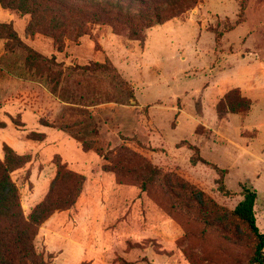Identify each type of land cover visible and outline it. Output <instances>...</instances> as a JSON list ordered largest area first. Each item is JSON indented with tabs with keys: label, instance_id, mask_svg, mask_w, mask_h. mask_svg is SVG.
<instances>
[{
	"label": "rangeland",
	"instance_id": "1",
	"mask_svg": "<svg viewBox=\"0 0 264 264\" xmlns=\"http://www.w3.org/2000/svg\"><path fill=\"white\" fill-rule=\"evenodd\" d=\"M96 4L106 3L0 5V24L9 27L0 26V160L24 217L46 198L59 207L37 228L38 258L43 264L246 262L253 236L229 212L242 199V185L252 187L264 232V161L238 151L234 161L218 142L249 136L252 146H264V94L254 115L224 124L202 105L209 126L194 116L201 113L199 89L222 69L220 76L241 84H264V0L126 1L123 20L112 15L109 22H93ZM142 11L170 18L141 29L142 41L130 39L128 27L137 25L128 14ZM227 92L214 105L219 117L235 100L225 99ZM184 142L223 170L232 196L218 191L214 169L190 165ZM57 158L61 171L76 177L59 175ZM152 167L159 173L152 176Z\"/></svg>",
	"mask_w": 264,
	"mask_h": 264
},
{
	"label": "trees",
	"instance_id": "2",
	"mask_svg": "<svg viewBox=\"0 0 264 264\" xmlns=\"http://www.w3.org/2000/svg\"><path fill=\"white\" fill-rule=\"evenodd\" d=\"M28 0H0V5L5 8H19L25 5ZM106 4H96L94 10L90 13L93 22L106 20L111 21L112 15H115V20L119 17L123 20V8H126L125 2L133 4L134 1L140 0H104ZM155 4V0H151ZM158 8V6H154ZM153 8V9H154ZM26 10L33 12L36 8H27ZM83 13V11L80 10ZM130 15V20H136L137 27H128V38L142 41L140 31L143 28H148L154 24L163 23L170 17H163L159 12H137ZM239 22V21H237ZM134 23V22H133ZM130 23V24H133ZM4 28H9L7 24H0ZM10 30V29H9ZM14 34V32H13ZM234 93V94H233ZM234 95V101L226 102L230 112H237L241 108L248 109L249 100L240 96L233 90L228 91L226 96ZM227 101V100H226ZM241 106V107H240ZM145 126H148L145 122ZM127 139V138H126ZM190 150L189 162L192 166L202 165L204 167H211L214 169L218 177L215 179L217 189L225 196H232L233 191L226 188L221 181V173L223 170L218 168L214 163L207 161L201 154L197 145L184 142ZM59 175L67 177H76L72 171H61L62 163L56 159ZM150 172L153 175L159 173L156 167H152ZM82 179V176H80ZM242 199L229 212L230 217L245 225L247 230L253 236L252 252L248 256L246 262L242 264H264V232H261L256 223V216L254 212V204L256 200V191L252 187L242 185L241 188ZM54 200L46 198L37 204L30 215L26 218L22 214L19 197L16 188L11 181L8 173V167L0 160V264H43L38 258L33 246V239L37 234V228L50 213L59 207H52ZM73 202L71 198L68 205Z\"/></svg>",
	"mask_w": 264,
	"mask_h": 264
},
{
	"label": "crops",
	"instance_id": "3",
	"mask_svg": "<svg viewBox=\"0 0 264 264\" xmlns=\"http://www.w3.org/2000/svg\"><path fill=\"white\" fill-rule=\"evenodd\" d=\"M221 71H218L217 73H215L213 75H210V77L207 79L208 83L205 86L202 85L201 88L199 89L201 113L197 114V117L194 116V118L198 123L204 124L206 126H209L211 121H209L208 118L205 117L204 110L202 112V105L204 108L205 107L210 108L213 111V113L215 114V117L221 123L225 124V122L228 123L234 115H242L243 117L248 116L250 114L254 115L256 113L254 110L257 109V106L259 105V95L261 93L264 94V84H260V85L255 86L256 84L253 80L247 84H241L238 82V79H236V78L230 79L228 76H220ZM258 86H261V89L257 91L256 88ZM232 88H239L242 95L246 96L247 98H249L251 100L250 107L248 108V110H246L242 113H240V112H237V113L227 112L224 114V116L219 117V115L214 110V105L217 103V101L220 99V97H222V95L225 92H227L228 90H230ZM262 111L264 112V109H262ZM221 131H222L221 135L224 136L225 138H228L226 136L228 134L224 133L223 127L221 128ZM246 137H249V136H246ZM245 138L239 139V137H236L232 140H230V138H228L232 142V144L223 143L221 141L218 142V139H216V140L219 144H222L224 147H226V149H228V151H230V153L233 155L234 161L236 159V157H235L236 151H238V153H240V154L245 155L246 157L262 156L263 158L262 157H260V158H262L264 161V146L259 147V148H255L254 146H252L251 142L250 143L247 142L245 140ZM235 140H237V141H235ZM235 145H238L239 148L236 147ZM243 151H245V153H243Z\"/></svg>",
	"mask_w": 264,
	"mask_h": 264
}]
</instances>
